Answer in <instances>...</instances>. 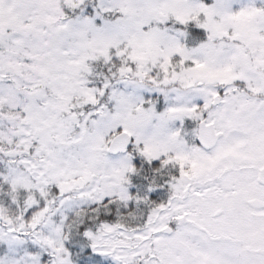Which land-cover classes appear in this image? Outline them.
<instances>
[{"label": "snow or ice", "instance_id": "obj_1", "mask_svg": "<svg viewBox=\"0 0 264 264\" xmlns=\"http://www.w3.org/2000/svg\"><path fill=\"white\" fill-rule=\"evenodd\" d=\"M0 264H264V0H0Z\"/></svg>", "mask_w": 264, "mask_h": 264}]
</instances>
